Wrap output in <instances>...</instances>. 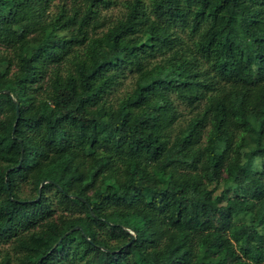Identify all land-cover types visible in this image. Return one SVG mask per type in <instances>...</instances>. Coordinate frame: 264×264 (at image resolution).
Masks as SVG:
<instances>
[{"label":"trees","instance_id":"16d2710c","mask_svg":"<svg viewBox=\"0 0 264 264\" xmlns=\"http://www.w3.org/2000/svg\"><path fill=\"white\" fill-rule=\"evenodd\" d=\"M263 156L264 0H0V264H264Z\"/></svg>","mask_w":264,"mask_h":264},{"label":"rangeland","instance_id":"374dc122","mask_svg":"<svg viewBox=\"0 0 264 264\" xmlns=\"http://www.w3.org/2000/svg\"><path fill=\"white\" fill-rule=\"evenodd\" d=\"M127 82H128V78L124 80L123 84L125 85ZM260 163H263L264 164V156L261 157V158L254 159L253 167H256L257 168L260 165Z\"/></svg>","mask_w":264,"mask_h":264},{"label":"water","instance_id":"95a60500","mask_svg":"<svg viewBox=\"0 0 264 264\" xmlns=\"http://www.w3.org/2000/svg\"><path fill=\"white\" fill-rule=\"evenodd\" d=\"M3 92L7 93L5 90H3ZM12 102H13V105H14V116L16 117V115H17V114H16V101H15V100H12ZM41 182H42V181H41ZM73 228H76V226H74ZM69 230H70V229H69ZM66 232H67V231H66ZM63 234H65V233H63ZM63 234H62V235H63ZM130 237L132 238L133 235L131 234ZM58 240H59V238H58V239L52 244V246L55 245V244L58 242ZM41 257H42V255H41L40 257L37 258V261H38Z\"/></svg>","mask_w":264,"mask_h":264}]
</instances>
